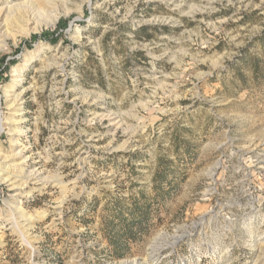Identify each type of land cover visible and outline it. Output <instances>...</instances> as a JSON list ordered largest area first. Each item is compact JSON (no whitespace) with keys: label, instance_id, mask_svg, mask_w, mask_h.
<instances>
[{"label":"rangeland","instance_id":"1","mask_svg":"<svg viewBox=\"0 0 264 264\" xmlns=\"http://www.w3.org/2000/svg\"><path fill=\"white\" fill-rule=\"evenodd\" d=\"M27 3L42 1L0 0V9L18 18ZM53 4L43 14L56 17L52 26L12 32L0 45V162L16 139L27 169L64 190L47 184L22 199L39 215L27 244L0 185V264H264V67L257 85L242 70L249 89L234 76L244 48L264 62L256 42L264 0ZM139 27L151 38L136 35ZM14 71L18 136L5 102ZM161 164L173 173L155 193ZM135 210L143 233L121 239L130 250L117 259L105 229ZM160 233L183 237L152 262L148 246Z\"/></svg>","mask_w":264,"mask_h":264},{"label":"bare ground","instance_id":"2","mask_svg":"<svg viewBox=\"0 0 264 264\" xmlns=\"http://www.w3.org/2000/svg\"><path fill=\"white\" fill-rule=\"evenodd\" d=\"M40 1H42V4H36L39 6L36 9H34L35 5L30 7L28 3L25 4L23 6L24 9L22 10L24 13L22 12L23 14H21L18 18H16V15L15 18L10 15L12 9L11 6H5L0 9V45H4L5 39L12 32L28 35L31 31H37L40 28V26L49 27L55 23L56 21L55 16H53L51 20L46 21L47 19L43 16V14L46 13L45 10L47 8L54 7L53 3H55L57 0H40ZM41 6L44 7L40 8ZM38 15L42 16L44 19L39 20L37 18ZM31 26L33 27L31 28ZM19 83H20V72L14 71L11 76L10 84L6 87L7 98L5 97L6 98L5 102L8 104V110L10 113L7 120L9 125L12 126L11 136L19 135L17 133L18 132L17 126L20 124L21 120L19 118L18 111L20 110V102L23 100L22 94L17 92V87ZM2 124L3 123L0 118V132L2 130ZM9 144H10L9 151L6 154H2L1 156L2 161L0 162V185L5 184L7 189L11 193V195L9 196L11 200L9 203L10 205L7 204L10 207L9 210L11 213L14 212L20 219H22L21 222H17V218L13 219L12 225L13 227L15 226L14 228H16L19 231V233L22 235L21 236L22 240L28 244L29 243L28 230L30 228L32 229L33 224L39 218V215H35V216L28 215L25 212V210H23L22 208V199L29 198L34 193H42V191L46 188L47 184L54 183L55 186H59L60 188H63V190H64V186H62L63 181L62 182H60L59 180L52 181L50 180L51 177L50 179H47L46 177L43 176V173L38 169L28 170L27 159L29 157H27L26 154L27 152L25 150L27 148H24L23 147L24 145L23 146L20 145V143H18L16 139H10ZM257 162H259L260 166L262 167L264 166V162L261 161H257ZM14 213L12 214L14 215ZM182 237L183 235H174L172 237H168L163 233L156 234L152 239V242L148 246V253H147L148 258L151 259L152 262L153 261L155 262L163 250L173 247L176 242L182 239ZM146 261H147L146 257L143 259L135 258L128 261H123L120 264H146Z\"/></svg>","mask_w":264,"mask_h":264},{"label":"trees","instance_id":"3","mask_svg":"<svg viewBox=\"0 0 264 264\" xmlns=\"http://www.w3.org/2000/svg\"><path fill=\"white\" fill-rule=\"evenodd\" d=\"M146 27H139L138 29L134 30L133 32L136 35L143 36L146 40L150 39L151 36L146 33ZM256 42L259 43V46L263 52L264 57V33L260 37L256 38ZM237 59V66L239 68L234 69V76L238 82L241 84V88L249 89L251 88L249 85H247V77L245 76L243 69H246L248 72L251 73L252 81L255 83V85L258 84L259 81V74L261 72V66L264 67V62L259 61L256 57H254L252 54H250L247 50V48H244L240 51L239 56ZM162 162V161H160ZM173 171L169 167V165L161 164V167L158 168V170L155 173L153 183L155 185L153 191L155 193H160V191L164 190V183H166L167 178L170 174H172ZM167 190H170L167 192V196L170 194L171 189H173V183L167 182ZM145 197H141V199H144ZM146 199V198H145ZM139 203V202H138ZM146 206V209L150 207V204L146 201L144 203ZM137 206V205H136ZM147 211V210H146ZM144 216L142 214H138V211L135 210V212L131 215L130 219L123 218L122 215L114 214L112 218L113 221H122L124 223L122 230H117L116 225L113 226L112 223L107 224V229L105 231L108 232V236L110 238V244L113 248V256L115 258H122L125 253L129 252V246L126 242V244H123L121 239H127L128 242H137L139 240V236L143 233L142 225H143V218ZM147 217V213H146ZM145 217V218H146Z\"/></svg>","mask_w":264,"mask_h":264}]
</instances>
